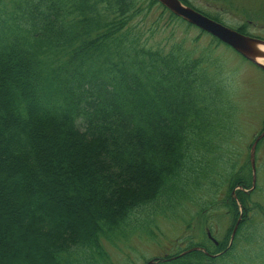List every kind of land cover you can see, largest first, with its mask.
<instances>
[{
    "label": "trees",
    "instance_id": "16d2710c",
    "mask_svg": "<svg viewBox=\"0 0 264 264\" xmlns=\"http://www.w3.org/2000/svg\"><path fill=\"white\" fill-rule=\"evenodd\" d=\"M23 2L19 13L0 10L2 207L27 248L44 256L32 264L107 262L103 242L117 246L132 230L154 237L155 214L183 215L182 201H199L195 190L223 183L210 179L206 164L215 157L224 175L232 158L221 148L210 159L203 152L212 149L205 135L218 106L228 107V92L209 74L208 58L190 57L180 43L167 51L141 43L132 23L155 0ZM235 30L249 34L244 25ZM249 165L226 176L219 206L232 226L223 239L207 238L211 203L204 204L184 220L190 231L198 219V240H166L172 250L154 264H264V225L244 233L247 213L261 208L250 193H233L251 186ZM48 189L59 194L57 205ZM238 203L244 214L226 249Z\"/></svg>",
    "mask_w": 264,
    "mask_h": 264
},
{
    "label": "rangeland",
    "instance_id": "374dc122",
    "mask_svg": "<svg viewBox=\"0 0 264 264\" xmlns=\"http://www.w3.org/2000/svg\"><path fill=\"white\" fill-rule=\"evenodd\" d=\"M24 0H1L0 10L6 14L19 13L24 5ZM193 7L202 10L210 15H218L222 22L231 28L240 25L247 26L248 33L252 36L264 38V0H188ZM23 3V4H22ZM155 5L145 14L133 21L132 30L138 29L141 43L153 49L159 48L167 51L172 44H181L184 53H189L192 58L202 57L209 59L211 65L208 67L209 74L222 82L228 92L225 102L228 107L219 105L218 117L211 120L214 131L205 135L206 141L211 142V150L203 152L209 159L221 150L226 151V158L232 156L230 166L224 173V164L215 157L208 160L206 164L207 174L215 183H219L223 177V183L216 189L208 188V185L200 186L195 190L197 202L190 203L182 201L180 212L168 211L166 215L153 216L156 228L153 225L154 237H151L146 230L128 231L126 239L114 244L103 242L104 249L109 255L107 262L100 264H144L154 257H163L172 249H169L168 241L183 242L186 237H193L198 240L196 230L198 219H194L190 231L185 230V219L194 216L200 211V206L211 203L207 211V225L212 229L214 238L222 240L227 230L232 226V218L228 216L225 208L220 207L221 200L227 192L226 176L237 172L241 166L249 162V150L264 125V73L243 60L238 54L223 44L215 45L208 34L201 33L195 27H188L180 20H170L167 15ZM208 75V74H207ZM210 139V140H208ZM226 148V149H224ZM214 150V151H213ZM213 151L212 154H210ZM254 157L255 186L250 191L253 202H256L261 209L252 210L247 213L250 221L244 228V233H250L255 225H264V139L259 142ZM204 185V184H203ZM47 194L58 204L59 194L54 189H48ZM0 235L2 241L10 242L12 247H18L14 253L5 247L0 249L1 264H32L42 262L44 256L35 249H28L22 236L13 229L15 219L8 217L2 207L0 200ZM219 206V207H217ZM217 207V208H216ZM258 211V212H256ZM154 224V225H155ZM151 230V231H152ZM244 239V236L242 237ZM239 240V246L247 245ZM168 240V241H166Z\"/></svg>",
    "mask_w": 264,
    "mask_h": 264
},
{
    "label": "water",
    "instance_id": "95a60500",
    "mask_svg": "<svg viewBox=\"0 0 264 264\" xmlns=\"http://www.w3.org/2000/svg\"><path fill=\"white\" fill-rule=\"evenodd\" d=\"M162 6L169 9L174 15L182 18L184 21L188 22L211 34L213 37L217 38L224 44L231 47L238 54H240L246 60L254 63L256 66L264 71V64H261L258 60L264 59V41L242 35L230 28L224 27L223 25L214 22L213 20L203 16L202 14L194 11L189 7H185L181 4L179 0H156ZM264 135V132L257 138L255 143L251 148V158L253 159L254 150L257 141ZM253 166V160H251ZM235 229L233 231L232 237L234 235ZM198 250V248H195ZM152 262H149V264Z\"/></svg>",
    "mask_w": 264,
    "mask_h": 264
},
{
    "label": "bare ground",
    "instance_id": "6f19581e",
    "mask_svg": "<svg viewBox=\"0 0 264 264\" xmlns=\"http://www.w3.org/2000/svg\"><path fill=\"white\" fill-rule=\"evenodd\" d=\"M264 60H261V62H263ZM264 63V62H263Z\"/></svg>",
    "mask_w": 264,
    "mask_h": 264
}]
</instances>
